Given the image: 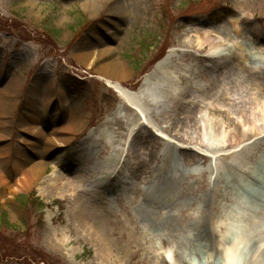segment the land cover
I'll use <instances>...</instances> for the list:
<instances>
[{
  "label": "rangeland",
  "instance_id": "374dc122",
  "mask_svg": "<svg viewBox=\"0 0 264 264\" xmlns=\"http://www.w3.org/2000/svg\"><path fill=\"white\" fill-rule=\"evenodd\" d=\"M211 27L219 46L195 52L202 59L189 62L192 73L207 67L227 77L233 57L243 53L238 62L264 89V0H0V93L5 91L8 103L0 120V227H6L3 216L9 227H17L2 232L0 245L7 250L0 251V264H37L25 261L28 249L62 264H259V238L244 237L251 227H174L166 234L131 227L115 189L102 187V160L108 155L102 139L109 141L110 126L116 129L113 115L121 102L119 93L97 76L98 69L117 59L127 70L122 88L135 93L168 55L185 50L180 41ZM81 54L88 60H80ZM202 80L189 85H204ZM186 85L182 81L178 88ZM182 101L177 99L170 110ZM117 114L126 120L123 109ZM233 139L234 149L245 143L237 134ZM32 160L44 168L29 179L25 173ZM157 164L154 159L152 168ZM58 175L76 190L65 182L53 185ZM186 182L202 194L193 179ZM119 189L125 198L127 187ZM205 230L212 233L211 245ZM234 232H239L237 250L230 237ZM194 236L197 256L175 260L179 244Z\"/></svg>",
  "mask_w": 264,
  "mask_h": 264
},
{
  "label": "bare ground",
  "instance_id": "6f19581e",
  "mask_svg": "<svg viewBox=\"0 0 264 264\" xmlns=\"http://www.w3.org/2000/svg\"><path fill=\"white\" fill-rule=\"evenodd\" d=\"M233 26L239 33L237 23ZM192 32L193 40L180 41L185 50L168 55L135 93L122 88L127 83V70L117 59H110L98 69L97 76L119 93L120 108L126 112L123 121L117 108L113 115L116 129L110 126L109 141L102 139L108 154L102 160V187L115 189L114 198L127 214L131 227H147L163 234L174 231V227H251L244 231V237L259 238L257 257L259 264H264V250L260 253L264 248L260 239L264 235V89L256 77L246 75V69L238 62L244 59L243 53H239L238 59L233 57L227 77L215 75V69L212 75L207 67L201 74L192 73L189 62L202 59L195 52L205 45L219 46L215 27L202 33ZM106 53L102 51L101 56L106 57ZM79 57L87 61L89 55ZM203 59L213 61L215 57ZM170 60H174L172 66H166ZM158 76L161 78L157 81L154 77ZM199 77L204 85H189ZM182 81L188 84L185 89L178 88ZM4 94L1 91L0 120L8 105ZM179 98L184 101L172 112L170 106ZM105 125L109 126L110 121L106 120ZM153 129L161 138L152 133ZM235 134L239 135V142L245 143L234 149ZM155 149H161L162 153L155 154ZM154 159L158 164L152 168ZM177 159L185 168L178 166ZM42 165L32 160L25 176L38 178ZM78 166L81 173L83 167ZM209 176L213 178L208 180ZM188 179L194 180L201 195L195 194V186L188 184ZM63 182L67 183V189L76 190L63 175H58L53 185ZM122 185L129 191L125 198L119 194ZM206 232L203 235L211 245L212 233ZM219 237L217 234V240ZM230 237L234 241L232 248L237 250L240 242L235 239L239 232L231 233ZM196 247V236L181 242L175 260L184 263L188 255L197 256Z\"/></svg>",
  "mask_w": 264,
  "mask_h": 264
},
{
  "label": "trees",
  "instance_id": "16d2710c",
  "mask_svg": "<svg viewBox=\"0 0 264 264\" xmlns=\"http://www.w3.org/2000/svg\"><path fill=\"white\" fill-rule=\"evenodd\" d=\"M218 21V20H217ZM32 199V195L28 198V201ZM23 207L26 209V205L24 204ZM44 207L42 203H39V210H41ZM5 216L1 218V223H3L6 227H0V243H2L3 235L2 232L6 231L7 229L15 230L17 227H9V223L5 220ZM6 246L0 245V251H6ZM27 253H25L24 259L26 262H37V264H62L60 261L52 259L51 256H48L46 253H42L41 251L38 253H35L33 250H26ZM39 256V257H37Z\"/></svg>",
  "mask_w": 264,
  "mask_h": 264
}]
</instances>
